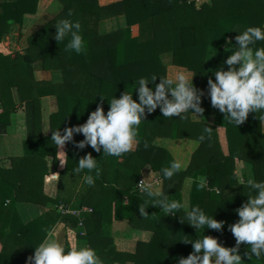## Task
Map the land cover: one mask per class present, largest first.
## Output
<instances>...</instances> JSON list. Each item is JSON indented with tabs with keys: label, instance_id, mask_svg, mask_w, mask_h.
<instances>
[{
	"label": "trees",
	"instance_id": "obj_1",
	"mask_svg": "<svg viewBox=\"0 0 264 264\" xmlns=\"http://www.w3.org/2000/svg\"><path fill=\"white\" fill-rule=\"evenodd\" d=\"M39 1L0 0V41L5 33L11 35L15 23L23 25L26 14L37 12ZM59 1L64 6L63 11L50 17L28 36L24 53L0 52V95L3 102L0 133H6L10 125L9 100L12 98V88L17 86L21 99L28 103L26 114L29 133H32V137L41 138L47 147H52L51 151H47L53 152L56 168L58 148L51 140L52 131L60 130L63 134L64 128L85 123L98 105L106 113L111 100L120 98L124 92L133 94V99L138 102L135 87L141 77L157 76L155 82L159 83V77L171 76L172 67L163 63L161 54L172 51L174 65L193 70V84L197 88L204 76L214 78L213 71L220 68L231 54V48L225 51L230 47L225 46V43L231 35L236 37L239 34L234 29L243 31L250 26H264V0H210L200 7L196 4L197 0H123L104 6L98 0ZM69 11L72 12L70 17ZM120 14L126 15L127 27L109 33L98 31L101 20ZM61 19L80 22L81 33L86 41V54L66 51L69 38L61 42L53 38L56 31L54 25ZM236 43V40L232 42L233 45ZM255 47H264V41L257 42ZM212 48L218 52L214 70L208 73L206 60ZM38 62L48 68L59 69L63 80L37 83L34 73ZM227 67L224 65V69ZM148 86L152 87V84ZM203 91L204 98L210 102L205 84ZM49 94L56 95L59 110L51 115L49 136L40 137L37 135L41 131L40 98ZM219 115L218 122L227 129L228 155L220 148H214L213 138L209 132H205L204 123L193 122L190 113L185 114V119H179L178 116L166 118L159 108L146 114L137 129V147L121 157L102 155V150L97 153L91 146L77 148L74 142L82 140V134H75L74 142L66 143L64 171L76 173L78 160L87 153L97 159L101 169V175L95 179L99 189L88 190L89 193L82 199L83 204L91 206L94 211L89 223H86L89 240L93 232L104 237L101 230L105 217L111 220L127 218L133 227L154 232L149 243H138L135 253L98 250L97 254L108 253L111 256L112 261H106L105 264H178L180 257L186 258L193 251L191 243L185 244L181 240L202 239L203 235L217 238L225 247L235 245L228 226L239 219L235 210L248 199L249 194L246 182L244 186L239 184L236 164L247 163L253 171V179L264 181V124L258 119L259 113L254 112L249 113L248 119L238 127L229 123L223 113ZM157 136L174 139L188 137L200 141L190 165L171 179H163L162 191L169 202L182 203L185 178L204 176L207 184L203 188L199 187L203 184L200 182L193 186L191 207L198 206L207 215L224 221L222 231L196 230L187 223V210L181 209L175 215H166L159 207L151 205L147 196L134 190L146 165L161 173V169L171 163L168 149L154 143ZM44 157V154H34L13 158L12 169H0L5 179L0 182V192L11 195L13 201L40 202L39 193L43 191V179L48 173L46 164L40 170L39 188L36 185L39 168L33 166L22 169L21 178L16 177L15 172L21 162L35 163L41 159L43 161ZM91 174L95 177V171ZM93 193L98 197L96 204L88 201ZM140 207L146 208V215L141 216ZM65 248L70 249L69 244ZM246 251L250 249L242 243L239 254L245 257L244 264H264V258L257 259L253 255L249 259L244 255ZM0 257L3 264H8L4 253Z\"/></svg>",
	"mask_w": 264,
	"mask_h": 264
},
{
	"label": "clouds",
	"instance_id": "obj_2",
	"mask_svg": "<svg viewBox=\"0 0 264 264\" xmlns=\"http://www.w3.org/2000/svg\"><path fill=\"white\" fill-rule=\"evenodd\" d=\"M68 16H72L69 11ZM56 31L54 39L57 42L66 38V51L76 54H86V41L81 33L79 21L61 19L54 25ZM239 34L235 37L236 44L231 39L227 41L232 49L231 54L223 61L220 68L213 71L212 77L207 82V97L211 106L224 114L229 123L237 127L242 125L249 113L259 115L261 124L264 123V47H255L257 42L264 41V26H250L243 31L234 29ZM227 65V70L224 69ZM193 76L179 72L171 76L151 78L141 77L135 87L138 102L133 99V94L124 92L120 98L114 97L109 103V110L105 113L102 106L98 105L92 111L85 123L66 127L63 134L60 130L52 131L51 140L59 150L67 142H74L75 134H82L83 139L74 142L76 147L84 149L86 146L102 155L121 157L131 152L137 143V129L146 114L157 108L163 117L185 119V114L191 113L195 117L203 114L201 106L205 93L193 84ZM152 84V87L148 85ZM154 85V86H153ZM104 98L103 96H101ZM205 132H210L205 128ZM264 132V131H262ZM204 139L203 136L200 137ZM63 152V151H62ZM65 164L64 160L60 161ZM182 167H186L180 160L174 159L168 167L162 168V178L171 179ZM85 170H87L85 172ZM95 171V177L91 174ZM76 173H85L82 183L88 186L95 184V179L101 175V169L96 158L87 153L78 160ZM240 185H245L243 180ZM139 191L147 196L151 205L159 207L168 214H177L179 210L188 206L179 202H169L157 184L141 181ZM205 185L200 184L203 188ZM246 186L249 188L248 199L235 210L239 219L228 226L235 245L225 247L218 239L203 235L202 239L181 240L191 243L193 251L185 258L180 257L178 264H244L239 249L241 244L248 246L246 251L249 259L264 258V181L248 179ZM254 193V195L252 194ZM146 208L140 207L141 216L146 215ZM181 219V218H180ZM187 223L196 230L212 229L222 231L224 221L217 220L213 215H207L201 208L191 207L186 211ZM182 222L184 220L181 219ZM26 264H103L96 250L91 247H73L67 249L49 233L46 238L35 247L34 254L28 258Z\"/></svg>",
	"mask_w": 264,
	"mask_h": 264
},
{
	"label": "crops",
	"instance_id": "obj_3",
	"mask_svg": "<svg viewBox=\"0 0 264 264\" xmlns=\"http://www.w3.org/2000/svg\"><path fill=\"white\" fill-rule=\"evenodd\" d=\"M123 0H98L101 6L109 4H117ZM210 0H197L196 4L200 7L204 2ZM64 9L63 4L59 0H40L37 12L34 14H26L23 25L15 23L13 31H17V37H8L9 44L5 41H0V52L4 54L15 53L17 51L24 53L28 45V36L39 27H41L50 17H55ZM128 26L127 17L125 14L105 18L98 24L100 33H109L119 28ZM136 27H138L136 25ZM18 29V30H17ZM235 41V36L231 35L226 40ZM218 50L212 48L209 52L207 63V72L211 73L214 70L215 55ZM163 63L172 67L171 75L179 72H185L193 76L195 80V72L186 66L174 65V53L172 51L161 54ZM227 70V69H225ZM37 83L42 82H60L63 80L62 73L59 69L48 68L42 66L38 62L34 73ZM204 79V80H203ZM199 82L197 89L203 90V86L207 87L209 76H204ZM215 79V78H213ZM46 87V86H45ZM207 96V93H206ZM28 103L21 99V94L17 86L12 88V98L9 100L11 107L10 125L6 133H0V169H12L13 158H23L24 156H32L34 154H44V160L37 162L24 163L19 161L18 170L15 172L16 177L21 178L22 169L32 168L36 166L39 172L36 178V185L40 186L41 177L40 170L46 164L48 173L43 179V191L39 193L40 202L29 201H13L11 195L0 192V255L8 259V264H26L28 258L34 254L35 247L38 246L46 236L51 233L52 238L57 240L64 247L69 244L70 249L73 247H91L106 252L107 250H116L122 252L135 253L139 242L149 243L154 232L148 229L135 228L130 224L127 218L113 219L103 218L102 221V236H97L92 233L91 240L87 236L88 229L86 223H89L94 211L89 205L83 204V197L89 193L88 190H98L99 186L94 184L88 186L82 183L83 175L66 172L65 164H61V160L66 162L67 153L65 146L58 149V165L56 168L55 158L53 156L52 147L41 142V138L32 137L29 133L26 105ZM201 106L204 108L203 114H197V117L190 113V118L193 122L204 123L205 128L210 129V134L214 141V148L228 155L229 141L227 129L218 122V109L211 106V103L202 97ZM16 107V108H14ZM3 109V102L0 95V112ZM59 110V104L56 95L49 94L40 98V116H41V131L37 133L40 137H48L51 132V115ZM264 124V123H263ZM217 137L216 138H214ZM155 144L165 147L171 154V161L174 159L180 160L186 169L192 160L193 154L200 145V141L192 138L174 139L165 136H157ZM137 147V143L134 149ZM218 147V148H217ZM50 150V151H47ZM133 149V150H134ZM63 151V152H62ZM18 163V161H17ZM235 172L239 180L246 182L248 179H253V171L251 167L244 162L236 164ZM19 173V175H18ZM2 172L0 171V182L5 181ZM16 177L14 179H16ZM140 178L147 182L157 184L163 190L164 180L161 173L154 171L150 165H146L142 171ZM13 179V180H14ZM15 182V180H14ZM196 182L207 184L206 178L202 175L198 177L188 176L185 178L182 188V204L191 208V193ZM138 184V183H137ZM134 190H139L138 186ZM38 190V189H37ZM98 197L94 193L89 197L88 201L98 202ZM126 197L123 198L125 203ZM72 211H79L80 214ZM75 224V225H73ZM105 264L106 261H112L108 253L98 254ZM245 263V257L241 256ZM1 258V257H0ZM0 264H3L0 259ZM114 264H120L115 262ZM126 264H133L127 262Z\"/></svg>",
	"mask_w": 264,
	"mask_h": 264
},
{
	"label": "rangeland",
	"instance_id": "obj_4",
	"mask_svg": "<svg viewBox=\"0 0 264 264\" xmlns=\"http://www.w3.org/2000/svg\"><path fill=\"white\" fill-rule=\"evenodd\" d=\"M18 30V29H17ZM17 31H13L11 30V37H17L18 33H16ZM10 37V36H9ZM7 44H9V40L6 41Z\"/></svg>",
	"mask_w": 264,
	"mask_h": 264
},
{
	"label": "water",
	"instance_id": "obj_5",
	"mask_svg": "<svg viewBox=\"0 0 264 264\" xmlns=\"http://www.w3.org/2000/svg\"><path fill=\"white\" fill-rule=\"evenodd\" d=\"M8 37H9V33H5L3 36V41L6 42L8 40Z\"/></svg>",
	"mask_w": 264,
	"mask_h": 264
},
{
	"label": "built area",
	"instance_id": "obj_6",
	"mask_svg": "<svg viewBox=\"0 0 264 264\" xmlns=\"http://www.w3.org/2000/svg\"><path fill=\"white\" fill-rule=\"evenodd\" d=\"M144 179L143 178H140L139 179V181H138V184L141 182V181H143ZM138 186V185H137ZM73 213H76V214H80V212L79 211H72Z\"/></svg>",
	"mask_w": 264,
	"mask_h": 264
}]
</instances>
